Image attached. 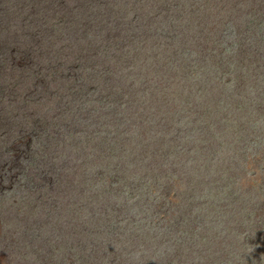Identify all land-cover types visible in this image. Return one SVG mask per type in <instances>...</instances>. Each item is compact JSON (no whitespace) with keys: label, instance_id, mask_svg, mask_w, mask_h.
<instances>
[{"label":"rangeland","instance_id":"374dc122","mask_svg":"<svg viewBox=\"0 0 264 264\" xmlns=\"http://www.w3.org/2000/svg\"><path fill=\"white\" fill-rule=\"evenodd\" d=\"M0 264H264V0H0Z\"/></svg>","mask_w":264,"mask_h":264},{"label":"trees","instance_id":"16d2710c","mask_svg":"<svg viewBox=\"0 0 264 264\" xmlns=\"http://www.w3.org/2000/svg\"><path fill=\"white\" fill-rule=\"evenodd\" d=\"M212 44H214V46L216 47L217 45H216V41H215V39H213V43ZM212 50H216V49H212ZM151 140H152V138H151Z\"/></svg>","mask_w":264,"mask_h":264}]
</instances>
